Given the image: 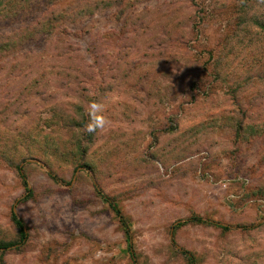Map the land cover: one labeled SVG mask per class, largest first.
<instances>
[{"label":"rangeland","instance_id":"obj_1","mask_svg":"<svg viewBox=\"0 0 264 264\" xmlns=\"http://www.w3.org/2000/svg\"><path fill=\"white\" fill-rule=\"evenodd\" d=\"M262 16L0 0V264H264ZM92 102L107 124L88 133Z\"/></svg>","mask_w":264,"mask_h":264},{"label":"trees","instance_id":"obj_2","mask_svg":"<svg viewBox=\"0 0 264 264\" xmlns=\"http://www.w3.org/2000/svg\"><path fill=\"white\" fill-rule=\"evenodd\" d=\"M250 23L254 24L255 26H257V27H259L261 29H264V18H263V16L261 17V19L259 17V20L255 19V20L250 21ZM18 172H19V176L22 179L23 185L25 186V188H27L28 184H27V181L25 179L24 174L21 172L20 167H18ZM102 197L110 205L111 209L116 213L119 222L121 223V225L124 228V232H125V235H126V241H127V244H128V248L131 250V243H130V236H129L128 226L125 223L124 218L120 214L119 208L109 198H107L103 194H102ZM194 219H196L197 221H200V222L203 221L201 218H194ZM12 220H13L14 224L16 225V227H17V229L19 231V241H23L26 238V228H25L22 220L20 218H18L17 215L14 212H12ZM219 226L222 229H224V230H229L230 229V227L226 226V225L219 224ZM9 245H12V244L11 243H0V247H7ZM181 252L183 254H186V257H187V259L189 261V264H195L194 257L189 252H186L184 250H181Z\"/></svg>","mask_w":264,"mask_h":264},{"label":"clouds","instance_id":"obj_3","mask_svg":"<svg viewBox=\"0 0 264 264\" xmlns=\"http://www.w3.org/2000/svg\"><path fill=\"white\" fill-rule=\"evenodd\" d=\"M104 102H92L88 106L89 121L85 125V131L88 133H95L97 130L105 128L107 121L103 115L105 111Z\"/></svg>","mask_w":264,"mask_h":264},{"label":"water","instance_id":"obj_4","mask_svg":"<svg viewBox=\"0 0 264 264\" xmlns=\"http://www.w3.org/2000/svg\"><path fill=\"white\" fill-rule=\"evenodd\" d=\"M13 212L16 213V210H15V207L14 206H13ZM178 221H181V220H178ZM175 223H177V221ZM172 228H173V226H172Z\"/></svg>","mask_w":264,"mask_h":264}]
</instances>
